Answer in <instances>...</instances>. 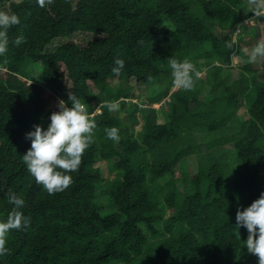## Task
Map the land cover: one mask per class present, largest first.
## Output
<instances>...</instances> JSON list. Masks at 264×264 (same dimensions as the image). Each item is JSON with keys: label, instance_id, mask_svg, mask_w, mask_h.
Masks as SVG:
<instances>
[{"label": "trees", "instance_id": "trees-1", "mask_svg": "<svg viewBox=\"0 0 264 264\" xmlns=\"http://www.w3.org/2000/svg\"><path fill=\"white\" fill-rule=\"evenodd\" d=\"M0 11L21 21L0 57V220L9 190L31 220L0 264H258L236 212L264 192V63L233 37L264 16L247 0H0ZM172 57L204 73L194 90L174 89ZM69 92L97 128L74 183L50 196L22 160L26 134L47 129L59 100L71 107ZM104 101L118 111H97Z\"/></svg>", "mask_w": 264, "mask_h": 264}, {"label": "clouds", "instance_id": "clouds-1", "mask_svg": "<svg viewBox=\"0 0 264 264\" xmlns=\"http://www.w3.org/2000/svg\"><path fill=\"white\" fill-rule=\"evenodd\" d=\"M39 7L52 5L54 0H36ZM253 8L254 17L264 16V0H248ZM248 21H246L247 23ZM21 23L18 14L0 11V57L6 56L9 46L8 32ZM235 39V36L233 37ZM13 43L20 46L26 43L23 35L18 36ZM143 43V41H140ZM232 47V43L226 45ZM248 53L249 49H243ZM264 59V40L256 43L250 50L247 63L255 64ZM116 67L112 68L114 75L119 76L125 67L123 59H115ZM171 69L172 84L176 90H194L196 81L202 78L203 72L185 58L182 62L172 57L168 59ZM152 80L150 76L148 78ZM68 100L71 107L63 100L58 102V111L50 115V124L45 130L42 125H34V131L26 134L31 141V148L22 156L28 172L34 177L38 185H42L51 196L64 192L73 183L70 173L77 172L82 164V157L86 150L94 143V132L97 123L93 115L87 111V104L81 102L77 96L69 92ZM106 107L109 112L118 111V101H104L97 108L100 111ZM107 138L119 142V129L106 128ZM8 202L14 205L6 220H0V257L10 254L7 247L8 238L12 231L22 230L30 226V217L24 215L21 209L25 201L11 190L7 193ZM246 228L247 240L244 243L249 254L258 257V264H264V192L260 197L244 210L237 209L236 228Z\"/></svg>", "mask_w": 264, "mask_h": 264}, {"label": "rangeland", "instance_id": "rangeland-1", "mask_svg": "<svg viewBox=\"0 0 264 264\" xmlns=\"http://www.w3.org/2000/svg\"><path fill=\"white\" fill-rule=\"evenodd\" d=\"M248 2V0H247ZM4 9V8H3ZM246 21H248L247 23H250V25L253 27V30H237V32L234 34L235 36V41H238L241 45V47L243 49L247 48L249 49V52L246 53L248 56L250 54V50L256 45L257 42L261 41V40H264V21L262 20H258V19H251L250 21L249 20H245L244 21V25H246ZM236 62L235 63H241V64H244L243 61H238V59L235 60ZM264 63V60L263 59H260L258 60L257 63L254 64V68L257 69L259 67H262V64ZM60 101V100H59ZM58 101V102H59ZM136 101H139V100H135ZM162 104H154L152 107L153 108H160ZM160 122H162L163 120L160 119L159 120ZM137 130H141V125L137 127ZM205 149V147H204ZM99 166L103 167V168H106V162L103 161V162H100L98 163ZM190 168L192 169L193 172H195L197 170V166H196V161L194 159H192L191 163H190ZM182 170H181V167H179L178 169V177L180 176V174H182Z\"/></svg>", "mask_w": 264, "mask_h": 264}]
</instances>
